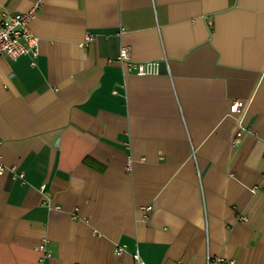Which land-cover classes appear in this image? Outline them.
Masks as SVG:
<instances>
[{
    "label": "crops",
    "instance_id": "crops-1",
    "mask_svg": "<svg viewBox=\"0 0 264 264\" xmlns=\"http://www.w3.org/2000/svg\"><path fill=\"white\" fill-rule=\"evenodd\" d=\"M29 28L36 57L0 56V264H264V0H41Z\"/></svg>",
    "mask_w": 264,
    "mask_h": 264
},
{
    "label": "built area",
    "instance_id": "built-area-1",
    "mask_svg": "<svg viewBox=\"0 0 264 264\" xmlns=\"http://www.w3.org/2000/svg\"><path fill=\"white\" fill-rule=\"evenodd\" d=\"M33 7L31 10L25 13L16 14H2V20L0 21V56H5L10 59H17L22 56L36 57L38 54V43L39 39L36 37L29 28V23L38 11L41 0H34ZM92 35H86L84 37L83 45L93 41ZM119 63L125 65L129 72L133 73L138 77H149L159 74L160 65L158 62H136L132 63L129 58L128 50L122 48L116 59ZM243 103L240 101H234L230 105L229 115L234 116L235 114H243ZM243 109V110H242ZM243 115L237 119L238 132L236 133V138L234 143H238L240 137L242 136L245 128L242 125ZM5 171H8L12 179H20L23 181V173L18 171L15 167L5 168L0 165V175H3ZM255 190V189H254ZM40 251L44 250L41 245L38 247ZM123 249L117 247L116 251L121 252ZM132 264H145L141 259L138 251H135L132 255ZM207 261L209 260L208 257ZM217 261L223 262L222 258H218ZM227 264H234L233 261H229Z\"/></svg>",
    "mask_w": 264,
    "mask_h": 264
}]
</instances>
